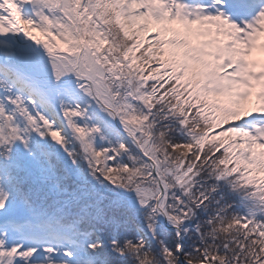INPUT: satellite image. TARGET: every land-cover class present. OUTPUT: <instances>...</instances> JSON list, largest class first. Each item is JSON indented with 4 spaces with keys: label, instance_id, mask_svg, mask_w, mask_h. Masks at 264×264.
<instances>
[{
    "label": "snow or ice",
    "instance_id": "1",
    "mask_svg": "<svg viewBox=\"0 0 264 264\" xmlns=\"http://www.w3.org/2000/svg\"><path fill=\"white\" fill-rule=\"evenodd\" d=\"M15 32L43 45L57 83L74 74L130 142L113 146L79 103L57 109L33 90L38 105L6 87L0 158L11 160L21 144L31 152L34 135L50 139L73 163L86 160L93 176L134 192L147 229L110 231L134 209L123 200L112 202L111 216L97 207L69 219L58 209L47 222L70 247H45L46 264H264V0H0V35ZM169 119L187 141L173 139L170 125L161 130ZM221 188L249 213L214 196ZM7 202L0 192V210ZM201 211L210 214L186 227ZM162 218L175 228L171 242ZM38 253L0 233V264H32Z\"/></svg>",
    "mask_w": 264,
    "mask_h": 264
},
{
    "label": "trees",
    "instance_id": "2",
    "mask_svg": "<svg viewBox=\"0 0 264 264\" xmlns=\"http://www.w3.org/2000/svg\"><path fill=\"white\" fill-rule=\"evenodd\" d=\"M6 87L11 88L13 92V86L0 78V97L4 95L1 92H4ZM85 108L88 109L89 123L100 126L113 146L119 142H129L118 131L108 127V121L102 112L96 111L93 107ZM169 125L173 131L168 134L173 139L181 142L189 139L186 132L181 131L180 125L173 119L161 121L159 127L162 131L168 132ZM72 139L69 135V140ZM97 143L106 142L97 138ZM69 149L79 152L78 142L70 143ZM123 160L129 162L127 156H124ZM9 170L13 177L11 180L7 176ZM0 171L4 174V179L0 182V192L8 194L6 208L0 210V233L8 230L27 242L35 240L46 244L45 247H58L62 243L67 248L70 247L68 241L58 239L64 233L55 226H49L48 216L60 215L57 212L58 209L63 210L65 214H71L68 216L69 219L84 211L94 215L97 207L104 208L107 215L111 216L113 213L109 206L116 200H123L127 205H134V209L130 215L121 216L126 223H123L119 230L108 226L114 235H119L124 228L135 231L136 226L147 230L143 210L139 208L138 198L134 192L113 185L102 176H93L86 160L79 159L73 163V158L68 156L63 147L50 139L46 140L39 135H34L31 152L24 149L22 144L19 145L14 150L11 160L0 158ZM221 193L225 194L232 204L231 211L240 215L249 213V208L241 202L239 195L233 194L230 189L221 188L220 192L214 196L218 197ZM25 199L28 203H25ZM29 205L37 212L30 211ZM40 210H46V215H39ZM209 214L201 211L194 220L185 221V226L194 229L195 225L201 219H206ZM37 220L41 221L37 223ZM95 227V234L101 238L106 249L104 232L101 231L105 225L99 223ZM174 233L166 230L165 235L169 242L172 241ZM8 234L11 236L10 233ZM188 243L190 241L186 238L185 244ZM46 258L47 256L42 257L40 264H46Z\"/></svg>",
    "mask_w": 264,
    "mask_h": 264
},
{
    "label": "bare ground",
    "instance_id": "3",
    "mask_svg": "<svg viewBox=\"0 0 264 264\" xmlns=\"http://www.w3.org/2000/svg\"><path fill=\"white\" fill-rule=\"evenodd\" d=\"M22 34L15 32L14 35L18 40L14 42H7L0 38V62H4L7 65L6 67L15 73L17 79L24 80L31 88H33L34 82L40 81L48 84L52 83L61 87L69 86L75 89V93L78 95L79 99L91 101V99L78 87V81L74 74L64 77L59 83H57L49 66L50 60L46 49L42 44H37L35 41H33V43L31 44V42L26 40L28 37L24 33ZM21 39H23V41H21ZM33 44L35 45L34 47L38 48L40 54L36 52L35 48H33ZM34 58L36 60L38 59L41 64L47 67L46 71L42 70V76L40 77H35L36 75H30L25 71V69L27 68V64L29 62L32 63ZM12 59L16 60V63L15 61L13 63ZM48 71L49 74H45L48 73Z\"/></svg>",
    "mask_w": 264,
    "mask_h": 264
},
{
    "label": "rangeland",
    "instance_id": "4",
    "mask_svg": "<svg viewBox=\"0 0 264 264\" xmlns=\"http://www.w3.org/2000/svg\"><path fill=\"white\" fill-rule=\"evenodd\" d=\"M36 85L39 88V93L44 94L43 98H45V100H47L50 97L51 102L56 105L57 109H59V105L61 102L73 104V105L77 104V103H79L80 105H81V103H90L87 101L79 100L78 95L75 93V90L72 87H69V86L59 87L57 85H51V84H46V85L45 84H42V85L36 84ZM14 93H16L17 95H22L25 98H27L29 96L26 93H24L23 91H20L18 89V87H15ZM69 98H76L78 102L75 100L69 99Z\"/></svg>",
    "mask_w": 264,
    "mask_h": 264
},
{
    "label": "water",
    "instance_id": "5",
    "mask_svg": "<svg viewBox=\"0 0 264 264\" xmlns=\"http://www.w3.org/2000/svg\"><path fill=\"white\" fill-rule=\"evenodd\" d=\"M111 122L122 134L127 137L126 133H123V127L118 120H111ZM162 221L168 229L175 230L173 225L168 224L167 218H162Z\"/></svg>",
    "mask_w": 264,
    "mask_h": 264
}]
</instances>
